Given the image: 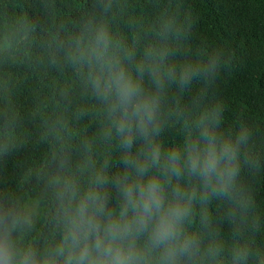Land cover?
<instances>
[{
  "label": "clouds",
  "instance_id": "clouds-1",
  "mask_svg": "<svg viewBox=\"0 0 264 264\" xmlns=\"http://www.w3.org/2000/svg\"><path fill=\"white\" fill-rule=\"evenodd\" d=\"M178 34L165 19L160 42L134 62L133 49L103 20L85 23L72 39L67 55L87 69L103 105L106 147L99 153L94 141H82L75 161L65 146L53 153L47 235L35 228L39 199L0 203V264H264V244L255 240L264 225L240 180L242 165L257 167L251 129L221 131L220 105L201 106V92L191 98L184 140L161 139L168 88L207 84L227 63L221 52L174 62L170 41ZM7 147L0 142V153ZM214 201L227 205L228 243L213 223Z\"/></svg>",
  "mask_w": 264,
  "mask_h": 264
},
{
  "label": "trees",
  "instance_id": "trees-1",
  "mask_svg": "<svg viewBox=\"0 0 264 264\" xmlns=\"http://www.w3.org/2000/svg\"><path fill=\"white\" fill-rule=\"evenodd\" d=\"M165 19L179 29L170 41L174 62L221 52L227 63L207 84L168 88L161 139L166 146L184 140L191 98L201 92V106L220 105L221 131L249 127L257 167L242 165L240 180L264 225V0H0V142L8 144L0 153V203L39 199L35 228L47 235L51 201L45 178L53 153L65 146L78 160L85 140L95 142L96 152L105 150L103 105L91 91L87 69L67 55L85 23L106 22L133 49L134 62L160 42ZM144 84L151 87L147 78ZM169 109H179V115H168ZM209 211L230 242L234 228L227 205L214 201ZM255 240L264 244V227Z\"/></svg>",
  "mask_w": 264,
  "mask_h": 264
}]
</instances>
